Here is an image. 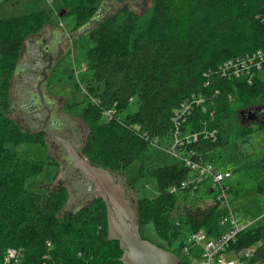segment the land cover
<instances>
[{"label":"trees","instance_id":"1","mask_svg":"<svg viewBox=\"0 0 264 264\" xmlns=\"http://www.w3.org/2000/svg\"><path fill=\"white\" fill-rule=\"evenodd\" d=\"M8 1L0 8V264H7L9 249H21L23 264H125L119 241L110 237L107 206L100 196L78 210L64 212L67 186L51 192L25 187L26 179L38 173L44 161L22 159L7 143L42 141L38 137L44 135L22 129L11 116L12 82L25 40L56 15L48 5L10 12L6 8L17 1ZM102 2L64 0L59 11L63 16L72 14L79 29L82 22L92 20ZM88 36L93 44L84 63L99 100V104L90 102L93 111L85 115L89 132L84 153L92 164L126 173L151 144L174 142L176 133L182 138L192 131L198 137L182 151L195 160L219 165L223 149L234 137L244 140L255 130L253 126L264 127L243 123L235 109V104L250 111L264 109V78L257 74L249 82L245 75L223 72L229 60L264 49V0H154L148 16L132 7L117 8L97 21ZM189 104L186 114H176ZM107 108L117 111L112 119L104 115ZM257 166L264 167V155L245 160L236 170L250 174ZM127 175L132 181L144 175L158 179V193L141 197L138 208L142 218L153 209L161 213L162 219L152 218L166 241L159 246L177 253L193 230L203 228L218 235L227 229L221 224L227 211L216 201L186 205L185 216L173 222L179 196L192 192L183 188L171 192L190 175L181 159L159 167L147 166L143 159L137 172ZM202 188L211 193L205 186L194 192ZM231 192L233 206L242 207L245 217H260L239 234L233 249L255 247L240 264H264V186L239 187V182H233Z\"/></svg>","mask_w":264,"mask_h":264},{"label":"rangeland","instance_id":"2","mask_svg":"<svg viewBox=\"0 0 264 264\" xmlns=\"http://www.w3.org/2000/svg\"><path fill=\"white\" fill-rule=\"evenodd\" d=\"M17 1L14 6H9L6 9L10 12L12 11H33L36 10L42 5H46V0H12ZM131 1V0H127ZM132 8L139 12L142 16H148L153 7L154 0H133ZM7 3L11 1L3 0L0 1V8L4 5L7 6ZM55 7L59 9L62 6H65L64 0H56ZM113 11V10H112ZM55 15V14H54ZM64 24L69 28L72 33V39L69 43V48L65 55H62L61 60L58 63H55L50 75V83L52 84L48 90H50L54 95H57L60 100V105H63L67 113L64 116L67 119L68 126L61 133L58 134L63 138L69 140L74 148L83 156L84 147L87 143V136L89 132L88 123L85 120L86 116L91 113L92 104L94 99H96L95 87L93 88L92 82L89 79L90 74L87 73L88 69L85 67V56L87 53V48L91 47L93 42L88 39V30L92 28V24H97V21H90L91 27L87 29L86 32L78 33V29L73 22V15L68 14L65 16H60ZM101 20V19H100ZM54 21V22H53ZM53 21L47 23L43 29H46L54 23V25L60 24L58 16H56ZM81 22L78 23V25ZM85 23H81L80 27ZM60 26V25H59ZM40 34V32L33 34L34 36ZM32 36V35H31ZM30 37V36H29ZM28 39V38H27ZM44 69L42 74H44ZM261 77L264 78V72L260 73ZM46 77H40L38 80V86L40 82L45 81ZM27 88L32 91L31 87ZM39 87L37 88V90ZM17 94V92H15ZM19 95L16 96L17 102H20ZM65 101V103H64ZM238 103V102H237ZM235 109L237 111V116L239 120H242V112L250 111L248 107H241L240 104H235ZM19 110V109H17ZM130 109L125 110L123 113H128ZM36 112V111H35ZM98 113L94 111L93 113ZM18 111L11 110V116L16 120V122L21 126L22 129L28 130L33 127H42L38 120L31 121L22 120L21 117L17 115ZM35 114V113H34ZM48 117V116H47ZM105 117H102L104 119ZM47 120V118H46ZM249 123V122H248ZM256 125V122H253ZM39 124V125H38ZM31 125L32 127H29ZM245 125V124H244ZM250 125V124H246ZM254 131L250 132L246 138L234 137L232 141L227 145L223 151L222 156L219 159L218 167L221 168H232L233 178L231 183L234 182V185L239 182V187H253V186H264V167L257 166L254 168L250 174H247L243 171L236 170L238 167L245 163V160H256L261 158V155H264V127L257 129L255 126ZM189 130V128H188ZM55 134V133H54ZM191 134V133H189ZM56 135V134H55ZM38 139L42 140H21V141H9L7 143L12 149L16 151V154L25 160H43L44 164L42 169L31 176H29L25 181V187L31 191H44L51 192L56 191L60 186H67L69 192L66 194L67 202L62 211L71 212L72 210L79 209V206L84 205V203L93 197V195L98 196L95 191V185L93 184V189L90 191L86 189V182L81 181L78 178V172L74 169V166H70L64 169V164L62 154H66V147L62 146L63 143L56 145L54 139H51L49 136H40ZM37 139V138H36ZM172 142H164L162 144H151L147 151L143 153V156L134 162H132L127 168L126 173L132 175L137 172L139 166L142 163L143 159H146L147 166L159 167L167 165L174 159L173 155L169 154L166 150L169 151V148L172 146ZM64 148L60 152L59 148ZM66 149V150H65ZM166 149V150H165ZM252 156V157H250ZM250 157V158H249ZM54 162H52V161ZM263 169V170H261ZM117 175V182L123 184L126 189L127 196H133L137 200L136 207L139 205V199L141 197L149 196L154 197L158 193V179L154 178L152 175L141 176L137 181H132L131 177H128L123 171H114ZM143 173V172H142ZM144 174H151L149 171H145ZM141 175V174H139ZM86 181V180H85ZM215 199L212 193H207L203 188L198 192L192 191L189 194H182L178 198V204L175 205L172 210L173 222L175 223L178 219L183 218L186 211V205L198 204L201 206H206L208 203H214ZM235 206H238V203H235ZM135 207V209H136ZM190 207V206H188ZM235 212L242 215V218L245 217L244 209L239 206L236 207ZM153 216L161 218V213L155 209L151 212L146 211L145 217L142 218V215L139 214L137 222L139 224L140 230L142 233H146V236L156 244H166V241L163 240L158 231H156L152 218ZM262 220V219H261ZM260 220V221H261ZM185 220H181V223H184ZM146 229V231H145ZM255 248V247H254ZM123 256V254H122ZM122 258V257H121ZM248 260V259H247ZM246 260V261H247ZM245 262V261H244ZM242 263V261H240Z\"/></svg>","mask_w":264,"mask_h":264},{"label":"built area","instance_id":"3","mask_svg":"<svg viewBox=\"0 0 264 264\" xmlns=\"http://www.w3.org/2000/svg\"><path fill=\"white\" fill-rule=\"evenodd\" d=\"M56 0H46L47 5L51 8L60 20V27L72 36L71 31L60 18L61 12L55 7ZM223 66V72L235 77L245 75L249 82H252L253 76L264 72V49H259L253 54L236 60H229ZM94 103L99 104V100L94 99ZM189 105H184L178 111V115L186 114L190 109ZM117 114L115 108H107L104 115L112 119ZM191 133V134H189ZM175 141L169 148V154L181 161L189 167L190 175L188 179L182 180L181 184L174 185L171 192H178L180 188L196 191L199 187L205 186L210 188L216 202L227 211L221 219L222 225H227V229L218 235H211L207 230L200 228L187 233L183 239L181 247L177 253L179 264H240L241 258L251 256L254 247L250 246L245 249L236 251L233 244L239 238V234L252 227L260 217L251 219L244 217L235 212L232 203L231 181L233 172L228 168H220L210 161L195 160L187 155L182 148L189 145L192 140H196L198 134L190 131L182 138L176 133ZM191 140V141H186ZM186 142L188 144H186ZM159 144V143H155ZM186 144V145H185ZM48 246L51 242L48 241ZM22 255L21 249H9L6 253V263L14 261L13 264H23L20 260Z\"/></svg>","mask_w":264,"mask_h":264},{"label":"water","instance_id":"4","mask_svg":"<svg viewBox=\"0 0 264 264\" xmlns=\"http://www.w3.org/2000/svg\"><path fill=\"white\" fill-rule=\"evenodd\" d=\"M109 7L110 5L107 2H103L92 17V21H99L105 17ZM63 15L64 12L61 13V16ZM91 23L87 22L81 26L78 29V33L86 32L91 27ZM93 24L95 27V23ZM18 70L19 65L14 74H17ZM41 106V103H36L31 108V111L37 110ZM263 111L264 109L257 108L247 112L244 111L242 114H245L248 122L261 123L257 117ZM262 123L264 124V122ZM51 137L64 143L67 149L68 154L66 153L62 156L66 158L64 169L70 166L79 169L80 178L94 184L96 194L106 203L109 234L112 239L119 241L123 250L121 260L125 264H179V258L174 252L142 236L137 222L139 209L136 207L137 200L133 196H127L126 189L123 184L117 182V175L113 171L92 164L90 158L80 154L69 140L57 135H51ZM95 197L96 195H93L92 199ZM90 200L88 199L84 205Z\"/></svg>","mask_w":264,"mask_h":264},{"label":"flooded vegetation","instance_id":"5","mask_svg":"<svg viewBox=\"0 0 264 264\" xmlns=\"http://www.w3.org/2000/svg\"><path fill=\"white\" fill-rule=\"evenodd\" d=\"M132 1L133 0H103V2H107L110 5L107 14L117 8H122L125 6L132 7ZM93 25L94 24H92V27H94ZM40 33L41 34L38 37H35L33 40V44L36 45V48L33 50L32 62L28 66L21 67L23 69L27 68L30 71V76L29 78H25L23 85L25 84L26 86L31 87L32 91L28 89L29 92L21 97L20 102H17V100L13 101L12 110L15 112L18 111V115L22 118V120L30 119L31 121H39L42 127L37 126L33 127L32 129L28 128L30 132L49 136L51 139H53L51 135L56 134L57 136L62 137L58 134H60V131H63L66 126H68V123L66 117L64 116V114L67 113V110L61 107L63 105H60L61 98L48 90V88H50L52 85L50 83V75L52 74L51 70L54 64L61 60L62 55L66 54L72 36L68 35L67 33L61 35L58 32L53 34L52 29H43L40 31ZM46 38H49L50 41L45 40ZM21 68L19 66V69ZM43 69L45 70L44 74H42ZM40 77H46L47 79L45 81L42 80L39 83L40 86H38V80H40ZM38 87L39 89L37 90ZM36 103H41L42 106L37 110L31 111V108ZM242 117L243 123H248L245 114H242ZM257 119L261 121V123L264 122V111L258 115ZM29 127L32 126L29 125ZM54 142L56 145H59L58 142L60 144L62 143L56 140H54ZM62 146L65 147V145ZM62 149L64 148H59L60 152ZM61 155L64 156L62 153ZM63 160L66 162V158H63ZM75 170L78 172V178H80V170ZM81 181L86 182V189L92 191L93 184L82 179Z\"/></svg>","mask_w":264,"mask_h":264},{"label":"crops","instance_id":"6","mask_svg":"<svg viewBox=\"0 0 264 264\" xmlns=\"http://www.w3.org/2000/svg\"><path fill=\"white\" fill-rule=\"evenodd\" d=\"M46 29H52L53 34H56L58 32L61 35H63L65 33V31L57 24V22L55 25L54 23H52V25ZM40 34L36 36L32 35L25 40L24 48L21 51V58L18 64L20 68L30 65V63L32 62L33 50L36 48V45L33 44V40L35 39V37H38ZM45 40L50 41L49 38H46ZM29 73H30L29 69L21 68L18 70L17 74H14V78L12 82V103L13 101H16V96L19 95V97L21 98L22 96L26 95L29 92L27 86L25 84L23 85V83L25 82V78H29L30 76ZM15 92H17V94H15Z\"/></svg>","mask_w":264,"mask_h":264}]
</instances>
